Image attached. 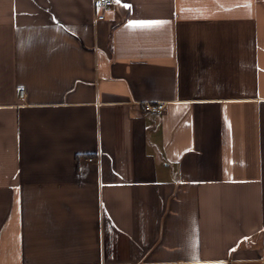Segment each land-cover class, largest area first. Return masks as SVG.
<instances>
[{"label": "crops", "instance_id": "1", "mask_svg": "<svg viewBox=\"0 0 264 264\" xmlns=\"http://www.w3.org/2000/svg\"><path fill=\"white\" fill-rule=\"evenodd\" d=\"M0 264H264V0H0Z\"/></svg>", "mask_w": 264, "mask_h": 264}, {"label": "built area", "instance_id": "2", "mask_svg": "<svg viewBox=\"0 0 264 264\" xmlns=\"http://www.w3.org/2000/svg\"><path fill=\"white\" fill-rule=\"evenodd\" d=\"M93 5L94 7H100V6H112L113 5V0H93ZM104 15L100 14L97 15V18H103ZM24 91L23 89L20 90V94L23 95ZM144 109L147 111H151V112H161L164 107L165 104L163 102H154V101H147L144 103Z\"/></svg>", "mask_w": 264, "mask_h": 264}, {"label": "snow or ice", "instance_id": "3", "mask_svg": "<svg viewBox=\"0 0 264 264\" xmlns=\"http://www.w3.org/2000/svg\"><path fill=\"white\" fill-rule=\"evenodd\" d=\"M115 2L119 3V0H115ZM127 7V5H125ZM167 21H134L130 24V27H142V28H150V27H159Z\"/></svg>", "mask_w": 264, "mask_h": 264}]
</instances>
